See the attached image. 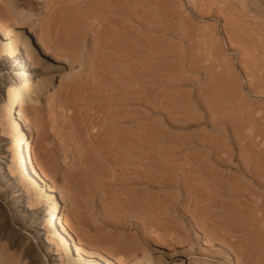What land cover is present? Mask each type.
<instances>
[{"label":"rangeland","instance_id":"374dc122","mask_svg":"<svg viewBox=\"0 0 264 264\" xmlns=\"http://www.w3.org/2000/svg\"><path fill=\"white\" fill-rule=\"evenodd\" d=\"M54 1L0 0V264L76 257L52 240L39 188L16 172L2 115L9 92L50 73L17 110L74 246L108 264H264V0H138L137 15L112 1L109 28L89 21L94 32L68 39L66 53L53 41L70 38L60 25L84 8ZM27 34L57 72L26 60ZM130 133L135 153L114 151ZM138 198L157 225L113 210Z\"/></svg>","mask_w":264,"mask_h":264},{"label":"bare ground","instance_id":"6f19581e","mask_svg":"<svg viewBox=\"0 0 264 264\" xmlns=\"http://www.w3.org/2000/svg\"><path fill=\"white\" fill-rule=\"evenodd\" d=\"M59 1H57V2L59 3ZM67 1L71 2L72 0L71 1L67 0ZM67 1L65 0L64 2L68 3ZM112 1H120V0H78V1L73 0L72 2L74 4H72V6H75L76 5L75 3H77L84 8V10H83L84 12L82 11L83 13H80V14H78L79 12L78 13L71 12V13H73V15L70 13L67 18L69 19V17L72 15L74 17V19L75 18L77 20L81 19V21L82 20L84 21V19H82V18H85L86 22L82 21L83 24H81V26H78L77 24L80 20L78 22L74 21L76 23V26H78V27H74L75 24H74V22H72L73 21L72 18H71V22H68L67 24L65 22L69 21V20H66V21L64 20L65 22L63 21L64 24L63 23L62 24L63 25L66 24V25L63 28L62 27L63 25L59 24L61 29H63V31L65 32V27H66V29L72 30L71 33L73 35L68 34L70 38L63 36V35H62L63 38L62 37L59 38L60 36L58 35L59 37L55 38L56 43L53 41L54 47H55V45L58 46V44H59V46L58 47L56 46V47L58 49L61 48L62 52H63L65 50V48H63L62 46L65 47L67 45L66 42L70 45V46L69 45L68 46L71 47L70 42L71 43L73 42L72 41L73 36H75L74 37L75 40H76V38L77 39L83 38V40H88L87 36L91 34V31L94 32V30H92V28H91V27L94 28V26H91V24H93V23L90 22L91 23L90 24L89 21L98 22V24L101 28V31H104L106 29V27L109 26V23H108L109 22V15L114 10L113 6H112ZM125 1H127V5L131 8V10H133L132 13H134V11H135V13H136L135 15H137V13L139 11L138 0H125ZM69 4H68V6H69ZM93 4L96 8L94 6H92ZM80 6H78V7H80ZM93 7H94V9H93ZM83 8H79V9H83ZM93 11L96 13H94ZM110 11H111V13H110ZM80 12H81V10H80ZM116 12H120V10L119 11L117 10ZM121 15L122 14L120 13L119 16L121 17ZM133 17H135V16H133ZM129 19H130V17H129ZM134 22L136 23L135 18H134ZM138 27H140V26L138 25ZM57 28L60 31L59 26ZM75 28H76V30H75ZM73 29H74V31H73ZM68 30L65 32L66 35H67V33L70 32V31L68 32ZM55 32L58 34L57 30ZM144 32H145V34H148L151 36L150 31L145 29ZM65 33H63V34H65ZM57 34H55V35H57ZM59 34H60V32H59ZM1 35L3 36V32L0 29V37H1ZM95 35H96V32H95ZM45 38H46V40H48L47 39L48 36ZM68 39H71V41L69 42ZM20 44L24 50V57L26 58V60L29 61L30 59H32L33 61H35L37 64H39L42 67L47 62L49 65L48 68H51L54 72L58 71V69H59L58 65L55 62L54 56L48 50L49 48L47 49V47H44L41 44H40V46L37 47V45L35 43H33V40L31 39L29 34H27L25 36V38L20 41ZM51 44H52V40H51ZM69 47H66V48H69ZM59 52H61V50ZM64 52L66 53V51H64ZM67 52H68V50H67ZM50 54L52 55V59L49 60V57L51 56ZM24 64H25V61H24ZM54 80H55L54 73H50L49 75L44 76V77L43 76L39 77L38 79H35L34 81L27 83V84L23 85L21 88L16 89L15 91L9 92L6 95V100H5L2 115H3L6 123L12 128V132H13V139H12L13 153H12V157H13V162H14V168L20 176L28 178L31 182H33L39 188L40 195H41L42 199L45 201V205H44V208L42 211V216L45 219L46 227L49 228V232L51 234L52 240H54L58 244V246L62 248L64 253H69L72 250H74L76 252V257L70 259L69 264H93V263L94 264H108L105 261L100 260L95 255L87 252L85 249H83V247L74 246L75 239L69 233L64 221L57 214L58 208L62 205L63 198L61 197V195H60V197L56 196L54 187L49 183V180L47 179V177L45 176V174L43 173L41 168L39 166L35 165L29 157V145H28V141H27V135L29 133L27 132V129L25 128V123L22 120L21 116L19 115L17 108L19 105H21L23 99L26 97L35 98V101H36L38 99V96L41 94V91L43 89H46L48 86H50V84ZM115 144H116L117 150H114L115 148L113 150L117 151L118 153H120L121 150L123 151L126 146L131 149L132 153H135L137 140H136V137L134 136V133H130L129 135H127V137L122 136V138L117 139ZM121 154H122V152H121ZM194 169H192L193 173H195ZM199 172H200V170H199ZM199 172H197L198 174L197 173L195 174V176L197 175L198 178H200L199 176H201ZM209 174H206V175H209ZM211 176L217 178L219 175L216 174V175H211ZM197 177H196V179H197ZM218 178H220V177H218ZM208 179H210V176L208 177ZM198 180H200V179H198ZM212 182H214V181L212 180ZM197 183H196V185H197ZM192 188L195 189V191L192 192L193 190L190 187L189 189L192 190L191 192L189 191L190 194L191 193H193V194L197 193L200 190L198 187L197 188L192 187ZM196 190H197V192H196ZM198 196H199V193L196 196H194V198L198 197ZM140 197H142V196H140ZM146 197H148V196H146ZM138 200H139V198L136 199V201L130 202L127 205H125V204L120 205L118 210L115 208L113 210L119 211L120 213L123 212L124 210H126L127 212H131V214L134 216L133 218H135V216H136L137 217L136 219H138V218L140 219L141 211H143V209L141 207H143V206L141 204V201L140 200L138 201ZM197 200H196V202H197ZM116 208H118V207H116ZM113 210H112V212H114ZM145 211H146V209L143 212H145ZM115 212L112 214H116ZM119 212L117 213L118 217H120ZM127 214H129V213H127ZM144 214H146V213H144ZM144 214H141V217ZM147 214H146V216H147ZM121 215H122V213H121ZM114 216H116V215H114ZM152 216L153 215H149V218L153 219L154 217H152ZM149 218L147 220L151 221ZM147 220H145V221H147ZM136 222H135V224H138L139 221L136 220ZM141 222H142V220L140 221V224H142ZM151 223H152V221H151ZM133 224H134V222H133ZM147 225L148 224L146 222L145 226L147 227ZM153 225H157L154 223V219H153ZM148 226H151V225H148ZM140 227H142V226H140ZM153 227H155V226H153ZM55 255H56V253L49 255L50 263H55V262L59 261V260L55 259ZM187 264H189V262Z\"/></svg>","mask_w":264,"mask_h":264}]
</instances>
